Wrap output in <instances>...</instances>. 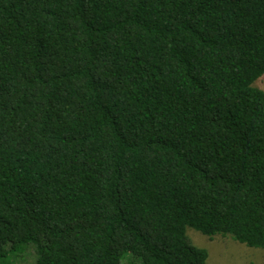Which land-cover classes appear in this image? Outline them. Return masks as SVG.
<instances>
[{"label":"trees","instance_id":"16d2710c","mask_svg":"<svg viewBox=\"0 0 264 264\" xmlns=\"http://www.w3.org/2000/svg\"><path fill=\"white\" fill-rule=\"evenodd\" d=\"M263 74L264 0H0V264L264 250Z\"/></svg>","mask_w":264,"mask_h":264},{"label":"rangeland","instance_id":"374dc122","mask_svg":"<svg viewBox=\"0 0 264 264\" xmlns=\"http://www.w3.org/2000/svg\"><path fill=\"white\" fill-rule=\"evenodd\" d=\"M253 86L264 92V74ZM187 235L193 245L207 250V264L264 263L263 249L248 247L229 236L215 235L208 237L191 228L187 229ZM23 249L21 254L20 252H15L6 260H3L1 264H35L36 255L32 246H25Z\"/></svg>","mask_w":264,"mask_h":264}]
</instances>
